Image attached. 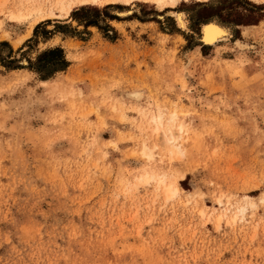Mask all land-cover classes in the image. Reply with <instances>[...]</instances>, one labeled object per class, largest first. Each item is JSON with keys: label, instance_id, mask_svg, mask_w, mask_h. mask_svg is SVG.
<instances>
[{"label": "rangeland", "instance_id": "374dc122", "mask_svg": "<svg viewBox=\"0 0 264 264\" xmlns=\"http://www.w3.org/2000/svg\"><path fill=\"white\" fill-rule=\"evenodd\" d=\"M233 1L78 2L66 15L72 0H0V42L22 67L0 61V264H264V0L234 4L251 25L224 21ZM40 4L46 19L15 17ZM82 7L118 38L80 25ZM208 21L229 34L203 48ZM55 46L71 64L41 79L29 59ZM158 114L175 117L178 149Z\"/></svg>", "mask_w": 264, "mask_h": 264}, {"label": "trees", "instance_id": "16d2710c", "mask_svg": "<svg viewBox=\"0 0 264 264\" xmlns=\"http://www.w3.org/2000/svg\"><path fill=\"white\" fill-rule=\"evenodd\" d=\"M240 1L239 0H234L233 3L228 6L230 8V10H234V4H238ZM250 3V2H248ZM255 5V4H254ZM110 6V5H109ZM263 4H259V5H255V8L258 9H262ZM99 10L98 9H90V8H80L78 10H74L72 12V17L74 19H76L80 25H84L85 28H88L90 26H97L99 27L101 30H103V32H105L107 35V37L114 41L118 38V33L117 31L110 26L109 24H106L105 26L101 25L99 22ZM231 17L233 16L232 20H224L227 22H234L237 25H251V24H255V23H251L249 19L245 20L244 19V14H242L241 12L238 11H233L230 13ZM263 15H260L259 18H257L258 22L262 19ZM108 17H110L111 19H115L117 18V16L108 14ZM50 20H47V22H49ZM41 27V23H39L35 29H34V36H37L39 28ZM59 29L61 30H57V31H61L65 34H69L72 36H76L80 33V31H78L76 28H71L70 26L66 25V24H57V26ZM112 30L113 34L110 35L108 32ZM47 35V39L50 37L49 35L54 33V30H48L46 31ZM31 39H29V41H31ZM0 45L2 46H7L10 48V52L9 55L7 56L8 59L10 60H6L5 57H3L0 53V61L2 62V65L7 67V68H11V69H16V68H22L21 66L18 65H14L15 61L11 58L12 57V52H13V48L11 47V45L9 44L8 41H1ZM207 47L206 45H203V48ZM23 49V48H21ZM70 61L67 59L66 56V52L64 50L63 47L61 46H55V47H51L48 48L44 51H42L41 53L38 54L37 58L35 61L29 59V65L27 66L28 68H30L31 70L37 72L40 76L41 79H50L52 78L56 73L61 72V71H65L69 66H70Z\"/></svg>", "mask_w": 264, "mask_h": 264}, {"label": "bare ground", "instance_id": "6f19581e", "mask_svg": "<svg viewBox=\"0 0 264 264\" xmlns=\"http://www.w3.org/2000/svg\"><path fill=\"white\" fill-rule=\"evenodd\" d=\"M29 1V0H28ZM110 0H72V2L65 7H61L62 12H64L66 15H70L71 10L73 9V4H76L78 2L80 3H101V2H109ZM117 1V0H116ZM126 1H133V0H125ZM158 2H161L162 0H156ZM58 3L61 4V6L64 5V0H57ZM57 3V4H58ZM173 3V1H172ZM175 4V3H173ZM38 5V4H37ZM77 5V4H76ZM17 6V5H16ZM20 6V5H19ZM29 6L21 5L18 10L16 11L15 17L19 20L23 19L24 17L26 18L27 14L30 15L33 11L34 12H40L39 20H44L49 16L41 15L43 6L40 4L39 6H33V8L30 10ZM18 11V12H17ZM173 15L176 16L178 26L182 27L183 29L187 28V18L185 12H172ZM14 14V13H13ZM122 14H126L122 13ZM170 14V13H169ZM48 15H54V13L51 11ZM28 17V16H27ZM38 22V21H37ZM202 32L203 35L201 37V40L203 41L204 44L207 45H213L216 43V41L226 39L228 34H229V29L226 26H223L219 24L216 21H210L208 23L203 24L202 26ZM21 41V39L18 41V43ZM17 43V44H18ZM142 91H133L131 96L135 99H139L142 96ZM155 124V131L157 132L158 135H162L163 138L166 140V142L170 145H172L174 148L178 149L179 147L176 145V142L178 140L179 134L176 131L177 126L175 125V117L171 116L167 121L164 120V117L162 114L154 115L151 119ZM184 125H180L178 128L180 129L179 132L183 129ZM153 177V176H151ZM161 183H164V179H160ZM177 184V183H176ZM180 185V184H178ZM178 188L177 186L170 185L168 186V193L170 196L174 195L177 192Z\"/></svg>", "mask_w": 264, "mask_h": 264}, {"label": "water", "instance_id": "95a60500", "mask_svg": "<svg viewBox=\"0 0 264 264\" xmlns=\"http://www.w3.org/2000/svg\"><path fill=\"white\" fill-rule=\"evenodd\" d=\"M208 22H209V21H208ZM202 35H203V32H202V26H201V35H200V39H199V41L203 43V41L201 40ZM203 44H204V43H203ZM205 45H206V44H205Z\"/></svg>", "mask_w": 264, "mask_h": 264}, {"label": "crops", "instance_id": "0c3cea01", "mask_svg": "<svg viewBox=\"0 0 264 264\" xmlns=\"http://www.w3.org/2000/svg\"><path fill=\"white\" fill-rule=\"evenodd\" d=\"M210 22V21H209Z\"/></svg>", "mask_w": 264, "mask_h": 264}]
</instances>
